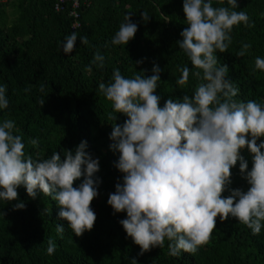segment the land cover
Returning a JSON list of instances; mask_svg holds the SVG:
<instances>
[{
	"label": "trees",
	"instance_id": "16d2710c",
	"mask_svg": "<svg viewBox=\"0 0 264 264\" xmlns=\"http://www.w3.org/2000/svg\"><path fill=\"white\" fill-rule=\"evenodd\" d=\"M235 11H245L254 27L243 23L234 26L232 43L225 53L217 50L218 66H228L227 78L238 87V101H256L264 105V70L256 69V57L264 58V0H237ZM214 7H228L227 0H213ZM149 15L145 23L143 12ZM70 6L55 9V0H1L0 1V86H6L8 107L0 109V124L15 122L14 134L22 137L26 155L45 159L53 152L74 151L81 141L87 142L86 151L99 159L100 170L95 174L101 181L98 196L90 207L96 214L91 231L77 237L66 220L58 216L59 204L38 189L36 199L27 195L22 185L18 200H0V264H264V227L259 235L231 216L216 221L210 242L199 247L195 254L181 252L169 255L165 239L163 248L138 255L141 251L127 236L120 220L126 212L115 213L107 203L115 192L117 182H123L115 164L120 153L110 149L114 143L110 134L115 123L122 125L127 117L113 110L112 102L99 92V84L112 82L113 70L122 76L153 75V65L161 69L156 94L160 106L169 98L191 97L201 79L193 72L187 54L179 48L180 33L188 27L183 12V0H89L79 7L80 25L73 29ZM131 12V20L138 30L127 45H112L111 41ZM72 32L77 41L72 53L63 52L62 43ZM89 43L82 44L80 37ZM251 44L243 57L236 53L242 44ZM105 57L101 69L91 64L94 54ZM146 58V59H145ZM143 63L136 65L135 61ZM92 71H87V67ZM188 66V82L180 86L179 68ZM147 70L145 73L140 71ZM44 85V91H40ZM28 89V91H25ZM43 99L45 103L40 105ZM109 113L117 119L109 118ZM38 140V146L30 141ZM264 140V137H261ZM260 140L257 141L259 143ZM264 151V150H262ZM241 155L252 167L247 149ZM231 189L247 191L249 185L239 172V161L232 170ZM83 176L74 182L78 187ZM223 197L230 195L225 191ZM23 202L24 209L14 205ZM45 209L47 212L45 213ZM65 228L61 238L56 227ZM54 240V254H47L48 240Z\"/></svg>",
	"mask_w": 264,
	"mask_h": 264
},
{
	"label": "clouds",
	"instance_id": "9594fccd",
	"mask_svg": "<svg viewBox=\"0 0 264 264\" xmlns=\"http://www.w3.org/2000/svg\"><path fill=\"white\" fill-rule=\"evenodd\" d=\"M227 5L214 7L213 0H183L188 27L180 33L182 40L177 44L193 68L203 73L193 72L202 82L191 97H169L161 107L156 90L162 69L156 64L150 77L137 72L125 78L120 69H114L112 82L98 86L112 102L114 112L127 117L122 125H112L109 137L114 142L110 149L120 153L115 167L124 175L107 203L114 214L126 212L127 218L119 223L140 247V256L152 248H163L165 239L170 242V256L178 257L182 251L195 254L210 242L217 217L223 222L231 216L253 235H259L264 227V105L235 99L239 89L227 78L228 66H218L216 55L217 50L225 53L229 48L234 26L255 24L245 11L234 10L239 7L237 0H227ZM142 19L148 22L146 11ZM137 30L131 12L125 14L112 45H127ZM77 38L76 32L65 37V54L73 52ZM80 40L84 45L89 43L87 36ZM250 48L251 44L244 43L236 55L243 57ZM104 61L96 52L91 64L102 69ZM255 67L264 70V58L256 57ZM87 71H92L91 65ZM179 71L182 75L177 84L183 86L190 68L184 66ZM44 87L41 85V92ZM8 103L6 86H0V109ZM39 103L43 106L45 100ZM109 118L117 119L111 113ZM14 129L12 120L0 124V200H18L17 189L22 185L27 195L36 199L39 189L58 202L59 218L68 222L77 237L91 231L97 217L90 205L99 194L101 181L95 176L100 170L99 159L86 151L87 142L81 141L74 151L65 150L63 159L57 151L48 158L34 159L26 155L22 137L14 134ZM30 143L38 146L36 139ZM242 149L251 154L250 171ZM238 161L240 175L249 185L247 191L229 187L231 170ZM82 176L83 182L74 187ZM225 191L230 192L226 198L222 195ZM24 208L23 202L14 205V210ZM64 231L58 224L56 232L61 238ZM55 250L50 238L47 254ZM131 264L137 260L133 258Z\"/></svg>",
	"mask_w": 264,
	"mask_h": 264
},
{
	"label": "built area",
	"instance_id": "2783aa9c",
	"mask_svg": "<svg viewBox=\"0 0 264 264\" xmlns=\"http://www.w3.org/2000/svg\"><path fill=\"white\" fill-rule=\"evenodd\" d=\"M1 1V0H0ZM89 0H55V9L56 10H64L65 5L68 4L70 6V15L73 17L72 28L75 29L80 25L79 22V7L82 3H85Z\"/></svg>",
	"mask_w": 264,
	"mask_h": 264
}]
</instances>
